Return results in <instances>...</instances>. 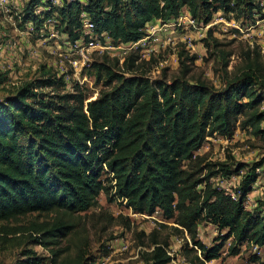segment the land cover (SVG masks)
I'll return each instance as SVG.
<instances>
[{"label": "trees", "instance_id": "obj_1", "mask_svg": "<svg viewBox=\"0 0 264 264\" xmlns=\"http://www.w3.org/2000/svg\"><path fill=\"white\" fill-rule=\"evenodd\" d=\"M44 1L28 0L22 22L40 29L43 19L34 12L51 7ZM183 10L203 25L218 12L253 24L263 5L262 0H63L45 14H57V30L71 43L82 37L90 42L83 35L85 15L93 25L92 38L101 42L106 35L114 45H130L145 37L149 23L175 20ZM228 56H222L225 79L219 90L200 80L190 83L185 62L193 59L187 58L180 63V76L152 81L138 73L135 52L123 57L118 71L93 65L97 82L103 76L106 89L91 101L78 86L59 92L66 84L62 77L20 85L0 100V222L31 214L50 218L32 224L21 239L48 249L51 264H84L87 237L81 214L98 206L104 194L134 214L160 212L193 241L200 222L224 234L209 249L194 242L200 256L187 248L191 264L218 259L229 239L230 256L238 255L242 245L263 247L264 211L245 207L263 162L232 170L223 163L201 166L203 159L195 155L208 138L229 139L237 127L264 143V111L258 109L264 101V56L257 47L245 50L227 73ZM217 176L241 178L235 198L210 182ZM258 204L264 208V199ZM0 233L17 234L4 227ZM153 245L152 264H169L165 247L157 240Z\"/></svg>", "mask_w": 264, "mask_h": 264}, {"label": "rangeland", "instance_id": "obj_2", "mask_svg": "<svg viewBox=\"0 0 264 264\" xmlns=\"http://www.w3.org/2000/svg\"><path fill=\"white\" fill-rule=\"evenodd\" d=\"M57 1L45 0L44 4L60 7L63 0ZM26 2L0 1V100L14 94L23 83L49 76L63 78L66 84L59 88V92H72L78 86L88 101L94 100L106 88L103 76L97 82L93 65L103 64L118 71L121 63L117 64L116 59L130 52L140 55L138 63L141 71L138 73L145 72L152 81L170 82L180 76V63L185 62V58L193 59L185 62L190 67L187 80L190 83L200 80L219 90L225 79L223 55H229L227 73H231L240 63L245 50L257 47L264 56V0L263 11L256 16L253 24L236 22L233 17H225L218 12L209 24L203 25L182 12L183 19L171 20L165 26L154 25L157 30L154 33L155 41L149 38L144 45L132 50L109 47L106 41L89 44L81 39L76 44L71 43L65 34L57 30V14L52 12L49 17L46 16L45 13L51 9L49 5L35 9V14L43 19L42 27L36 30L31 22L23 23L21 20ZM150 33L148 29L147 37ZM213 41H216L217 47L213 46ZM258 109L264 111V101ZM195 155L203 159L201 166L223 163L232 170L239 164L249 167L263 162L256 171L258 179L245 200V207L250 211H264L258 204L264 199V143L259 137L251 136L237 127L229 139L218 136L208 138ZM187 164H183L185 168ZM246 171L247 168L243 169L240 176ZM106 179L107 176L103 175L105 183ZM240 181V177L233 180L221 176L210 180L215 187L232 194L238 189ZM108 197L101 194L98 206L81 214L87 237L84 264H152L149 253L154 249V240L165 247V251L170 250L172 256L169 264H191L192 256H187V248L200 256L194 242H200L209 249L220 243V236L224 235L218 234L212 225L200 222L193 241L173 220H165L160 212L152 216H139L118 201L110 202ZM49 221L50 218L45 216L31 214L17 221L0 222V230L4 227L17 232L16 235L6 236L0 233V264H32V258L40 259V264H51L48 249L28 239H21L32 224ZM230 242L231 239L227 240L219 258L208 264H264V246L256 249L242 245L238 255L230 256Z\"/></svg>", "mask_w": 264, "mask_h": 264}, {"label": "built area", "instance_id": "obj_3", "mask_svg": "<svg viewBox=\"0 0 264 264\" xmlns=\"http://www.w3.org/2000/svg\"><path fill=\"white\" fill-rule=\"evenodd\" d=\"M0 1H3V0H0ZM28 1V0H27ZM56 3H58V1L57 0H54ZM69 1H75V0H69ZM62 5V4H61ZM60 5V6H61ZM182 12H184V14H186L187 12L185 11V10H183ZM35 13V12H34ZM182 14H180V16L177 18V19H183L182 18V16H181ZM187 16H188V13H187ZM190 17V16H189ZM82 18H83V35H86V36H88V39H91L90 40V42H86V43H93V42H97V43H100V44H102V43H106L107 42V44H110V46L109 47H111V46H113V48H115V49H121V47H125V48H123V49H126V50H132L133 48H135V49H137L138 47H140V46H142V45H144V42L147 40V39H151L152 41H155V39H154V33L157 31V30H155V28H154V25H161L162 24V26H165L164 24L165 23H161L160 21H155V22H152V23H149L147 26H146V29H145V33H147V30L149 29V30H151V33H150V35H148V37H147V35H145V37L143 38V39H141L139 42H137V43H133V44H130V45H114L113 43H112V41L106 36V35H103L102 36V39H103V41H99L96 37H94V38H92V34H91V32H92V29H93V25L89 22V20L88 19H86V16L85 15H83L82 16ZM153 38V39H152ZM81 39H83L84 40V38L82 37ZM81 39H79V40H77L76 42H78V41H80ZM85 41V40H84ZM106 41V42H105ZM76 42L74 43V44H76ZM108 47V48H109ZM119 62L122 64V62H123V57L121 58V59H119ZM73 92V91H72ZM231 179H235V178H231ZM231 194V196H232V198H235V195L234 194H232V193H230ZM139 216H145V215H140V214H138ZM253 248H256V249H260L261 247H253ZM166 254L171 258V256H172V254H171V252H170V250H168V251H166Z\"/></svg>", "mask_w": 264, "mask_h": 264}]
</instances>
